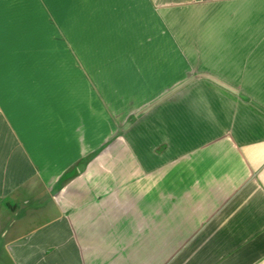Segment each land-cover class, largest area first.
<instances>
[{
    "label": "crops",
    "instance_id": "obj_1",
    "mask_svg": "<svg viewBox=\"0 0 264 264\" xmlns=\"http://www.w3.org/2000/svg\"><path fill=\"white\" fill-rule=\"evenodd\" d=\"M12 40L0 264H264V0H0Z\"/></svg>",
    "mask_w": 264,
    "mask_h": 264
},
{
    "label": "rangeland",
    "instance_id": "obj_2",
    "mask_svg": "<svg viewBox=\"0 0 264 264\" xmlns=\"http://www.w3.org/2000/svg\"><path fill=\"white\" fill-rule=\"evenodd\" d=\"M57 32H58V28L56 27V25H53L51 27V29H49V33H50V42L52 43L51 46L53 47H57L59 46V36H57ZM20 42L19 41H14L12 40L9 45L7 47H3V48H0L1 50H4L6 52H10V53H18L17 50H14L15 48H17L18 46H20ZM7 49V50H6Z\"/></svg>",
    "mask_w": 264,
    "mask_h": 264
}]
</instances>
